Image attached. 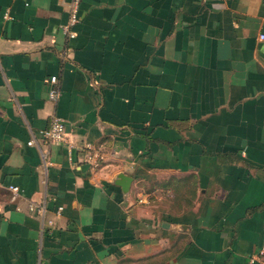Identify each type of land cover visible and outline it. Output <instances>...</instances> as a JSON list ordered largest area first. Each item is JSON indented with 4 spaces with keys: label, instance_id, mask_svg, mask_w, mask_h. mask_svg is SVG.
<instances>
[{
    "label": "crops",
    "instance_id": "1",
    "mask_svg": "<svg viewBox=\"0 0 264 264\" xmlns=\"http://www.w3.org/2000/svg\"><path fill=\"white\" fill-rule=\"evenodd\" d=\"M69 1L0 0V264H259L264 0Z\"/></svg>",
    "mask_w": 264,
    "mask_h": 264
},
{
    "label": "built area",
    "instance_id": "2",
    "mask_svg": "<svg viewBox=\"0 0 264 264\" xmlns=\"http://www.w3.org/2000/svg\"><path fill=\"white\" fill-rule=\"evenodd\" d=\"M68 8V18L65 23L60 25V29L66 38H73L75 36L74 27L79 22L78 10H79V0H70L67 3ZM3 19H9L8 9L3 12ZM260 39L264 38V35H259ZM46 88H47V98L51 102L57 101L60 95V89L58 86V78L56 75H51L46 79ZM41 139L46 143H62L66 146L68 154L71 155L75 148V144L68 139L65 129V121L56 115L50 117L48 126L39 131ZM28 144H33L32 140L28 141ZM83 161L91 168L98 169L102 166L105 161L104 153L94 148L90 144H86L82 150ZM9 191L12 193V196L15 197L19 188L16 185H9ZM139 202L146 203V200L139 197ZM61 206L57 207V211H60ZM27 210L41 218L48 225L53 224V220L46 217V207L44 201L40 202H31L28 205ZM250 263L257 260L259 264H264V247L260 248L255 253L251 254L248 257Z\"/></svg>",
    "mask_w": 264,
    "mask_h": 264
},
{
    "label": "water",
    "instance_id": "3",
    "mask_svg": "<svg viewBox=\"0 0 264 264\" xmlns=\"http://www.w3.org/2000/svg\"><path fill=\"white\" fill-rule=\"evenodd\" d=\"M118 178L120 180V186L122 189H128L129 183L131 181V178L129 176H126L125 174H119Z\"/></svg>",
    "mask_w": 264,
    "mask_h": 264
}]
</instances>
